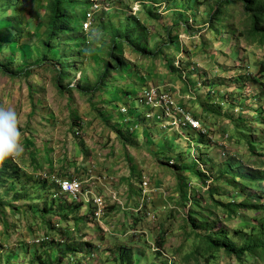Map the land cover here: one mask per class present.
<instances>
[{
  "label": "rangeland",
  "instance_id": "374dc122",
  "mask_svg": "<svg viewBox=\"0 0 264 264\" xmlns=\"http://www.w3.org/2000/svg\"><path fill=\"white\" fill-rule=\"evenodd\" d=\"M42 4L27 1L29 35L18 38L15 50L0 43V64L15 73L29 66L30 72L15 76L0 68V106L17 111L24 148L21 156L0 162L15 163L24 173L14 184L24 198L16 201L14 189L6 195L0 189V200L11 202L0 210V264H120L124 247L140 255V264H242L223 251L210 252L200 236L208 232L192 228L186 219L194 199L210 205L213 199L244 201L239 189L228 184L229 164L264 171V44L250 36L241 3L226 6L221 23L209 26L216 0L167 1L154 10L155 18L143 8L153 0H90L87 19H81L83 32L65 47L85 36V44L73 52L78 56L67 60L72 71L61 80L63 92L51 62L55 54L42 62L37 28L45 13ZM13 10L7 14L13 17ZM127 16H135L137 26L146 30L140 45L161 47L165 56H139L125 42L117 50L125 68L112 74L109 90L82 94L78 86L92 87L110 61L111 34L101 31L103 24ZM154 88L170 90L202 128L164 129L167 122L140 101ZM238 117L245 120L236 122ZM183 164L185 171L174 168ZM197 171L208 177L205 184ZM82 176L85 189L106 199L100 220L87 203L64 212L71 201L54 197L53 177ZM103 176L108 183L99 182ZM246 193L261 197H249L254 204L264 203V181L262 189ZM51 207L54 212L43 213ZM214 212V232L222 226L230 236L242 221L264 217L239 210L229 219L221 208ZM72 244L77 248L69 251ZM55 257L60 262L53 263Z\"/></svg>",
  "mask_w": 264,
  "mask_h": 264
},
{
  "label": "trees",
  "instance_id": "16d2710c",
  "mask_svg": "<svg viewBox=\"0 0 264 264\" xmlns=\"http://www.w3.org/2000/svg\"><path fill=\"white\" fill-rule=\"evenodd\" d=\"M27 1L28 0H0V11L2 12V17L0 19V43H2V46L7 44L12 50H15L19 43L18 38L24 36L25 34L29 35V33L26 32L29 23L24 21L25 5ZM39 1L42 3V0ZM167 1L171 0H153L152 6L144 4L143 8L150 18H155L156 13L154 10H157L159 6ZM44 2L45 4H42V7L44 8L45 13L37 23V28L40 33L39 37L41 38L40 44L43 48L42 62L49 61L50 53L55 54L56 60L51 62L55 66L57 65L56 68H58L59 72L58 87L60 91L63 92L65 87H63L61 80L68 76L66 71H72L67 63V60L78 56L73 54V52L77 50L79 45L85 44V36H76V43L69 46V49H66L65 47L67 46L66 44L70 43V41H75L73 38L74 34L79 31L83 32V22L81 23V19H87L86 8L89 6L90 0H44ZM216 3L217 6L214 12L210 15L208 22L209 26H215V23H221L222 15L226 6L241 3L244 13L250 22V36L259 37V42L264 44L263 0H216ZM12 8H14L13 11L15 13L13 17L7 14V11H10ZM101 31L111 34V51L108 52L110 61L104 64L102 74L92 87L78 86L80 87L79 89L82 94L87 91H93L96 93L100 87H106V89L109 90L112 74H119L125 68L124 63L120 60L117 54L119 45H124L125 42H128L130 45L129 47H132L139 56L149 59H155L158 57L161 58L165 56L161 47L157 49H149L146 45H140V42L146 39V30L142 26H137V18L135 16H127L116 22L108 19L103 24ZM121 38L125 39V41L121 40ZM118 40H120V43H118ZM1 49L2 48H0V50ZM68 51L70 53H68ZM28 67L23 68L22 71L18 73H15L8 65L0 64V68L3 69L4 73H11L12 75L16 74L15 76H18L19 74L29 75L30 72L28 71ZM170 68L173 72H176L174 65ZM112 88H114V86H112ZM121 114L123 113H119L120 118ZM124 119L125 118H121V121H124ZM238 120L244 121L245 119L243 117H238L236 122H238ZM154 122L156 121H152L149 124ZM117 133L123 139L122 131L117 130ZM161 154L164 155V152L159 153V155ZM228 166L229 167L225 168V174L230 175V179L227 180L228 184L239 189L238 192L244 196V201L240 203L231 202L225 204L222 201L213 199V203L210 205L194 199L192 204L193 209L189 211L186 219L192 225V228L197 230L203 228L206 232H208L207 234H201L200 236L202 238V243L207 246L210 252L223 251L226 255L234 257L242 264H246L249 260L264 262V217L256 218L255 222L242 221L241 227L235 229L232 232V236H230V232L222 226L218 228L217 232H214V229L217 226L214 221V219H217L214 209L221 208L229 219H232L236 214H238L239 210L255 211L257 214H264V203L254 204L252 200H248L249 197L251 199H261V197L255 194L248 195L246 193L247 191L262 189L264 171L246 167L236 168L231 164ZM174 168L182 172L185 171L186 167L183 164L180 166L175 165ZM23 176L24 173L17 164L10 163L8 161L1 164L0 189L4 190V195L13 190L14 184L21 182ZM197 177L203 181L202 184H205L204 181H207L208 178L201 171H197ZM238 180H241V182H238ZM14 191L15 196L13 198H15L16 201H18L19 198H24L18 189H14ZM70 201V206L64 207V212L68 209L70 212L74 213L86 204L75 203L71 199ZM8 202L9 203H6L3 200H0V210L2 212L6 205L11 204L10 201ZM88 205L89 209L92 210V206L90 204ZM57 208L60 209L61 206L58 205ZM54 210V207L49 209L46 208L43 213L49 214L54 212ZM64 217L67 218V215H64ZM75 248H77L76 245L72 244L69 245L68 250L73 251ZM75 251H77V249ZM62 254L65 256V253ZM37 260L40 259L37 258ZM119 261L120 264H140L141 257L139 254H134L133 250L130 248L124 247L120 251ZM40 262L41 264H46V262H42L41 260ZM52 262L58 263L60 260L58 257H55Z\"/></svg>",
  "mask_w": 264,
  "mask_h": 264
},
{
  "label": "built area",
  "instance_id": "2783aa9c",
  "mask_svg": "<svg viewBox=\"0 0 264 264\" xmlns=\"http://www.w3.org/2000/svg\"><path fill=\"white\" fill-rule=\"evenodd\" d=\"M140 101L142 104H145L146 107L153 108L158 114V119L167 122V125H163L164 129H175L176 126L178 128L184 127L196 130L202 128L200 121L195 119V116L192 115L190 111H186L185 107L176 101L170 90H161L158 88L151 89V91H148L141 97ZM147 116L151 117L153 115L148 114ZM103 178L107 183L109 177L104 176L98 178L99 182H103ZM83 180L84 179L79 177H53V182L56 187L54 197L66 196L75 203L90 204L94 210V216L97 217V220H100L104 214L106 199L103 195L98 194L93 189H85ZM93 183L97 185L95 181ZM91 187L92 185H89L87 188ZM142 187L143 193L147 194L149 189V181L147 177L143 178Z\"/></svg>",
  "mask_w": 264,
  "mask_h": 264
},
{
  "label": "clouds",
  "instance_id": "9594fccd",
  "mask_svg": "<svg viewBox=\"0 0 264 264\" xmlns=\"http://www.w3.org/2000/svg\"><path fill=\"white\" fill-rule=\"evenodd\" d=\"M21 137L20 119L17 111L12 107L0 106V162L22 155L24 148ZM54 192L56 193V191Z\"/></svg>",
  "mask_w": 264,
  "mask_h": 264
},
{
  "label": "crops",
  "instance_id": "0c3cea01",
  "mask_svg": "<svg viewBox=\"0 0 264 264\" xmlns=\"http://www.w3.org/2000/svg\"><path fill=\"white\" fill-rule=\"evenodd\" d=\"M79 178L83 179L84 177L82 176V177H79ZM99 188H103V187L100 186ZM106 190H109V188H106Z\"/></svg>",
  "mask_w": 264,
  "mask_h": 264
}]
</instances>
